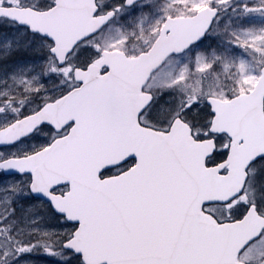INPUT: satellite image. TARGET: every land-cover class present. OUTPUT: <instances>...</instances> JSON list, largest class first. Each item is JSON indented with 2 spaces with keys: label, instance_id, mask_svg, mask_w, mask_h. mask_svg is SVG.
<instances>
[{
  "label": "snow or ice",
  "instance_id": "snow-or-ice-1",
  "mask_svg": "<svg viewBox=\"0 0 264 264\" xmlns=\"http://www.w3.org/2000/svg\"><path fill=\"white\" fill-rule=\"evenodd\" d=\"M0 264H264V0H0Z\"/></svg>",
  "mask_w": 264,
  "mask_h": 264
},
{
  "label": "water",
  "instance_id": "water-1",
  "mask_svg": "<svg viewBox=\"0 0 264 264\" xmlns=\"http://www.w3.org/2000/svg\"><path fill=\"white\" fill-rule=\"evenodd\" d=\"M71 15L72 17H66V23L70 28L73 27L77 21V18H75V15L74 14H71Z\"/></svg>",
  "mask_w": 264,
  "mask_h": 264
},
{
  "label": "rangeland",
  "instance_id": "rangeland-1",
  "mask_svg": "<svg viewBox=\"0 0 264 264\" xmlns=\"http://www.w3.org/2000/svg\"><path fill=\"white\" fill-rule=\"evenodd\" d=\"M134 43L139 44V41H136V42H134Z\"/></svg>",
  "mask_w": 264,
  "mask_h": 264
}]
</instances>
